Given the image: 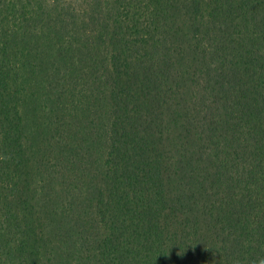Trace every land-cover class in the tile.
Returning <instances> with one entry per match:
<instances>
[{"label":"trees","instance_id":"16d2710c","mask_svg":"<svg viewBox=\"0 0 264 264\" xmlns=\"http://www.w3.org/2000/svg\"><path fill=\"white\" fill-rule=\"evenodd\" d=\"M262 260L264 0H0V264Z\"/></svg>","mask_w":264,"mask_h":264},{"label":"rangeland","instance_id":"374dc122","mask_svg":"<svg viewBox=\"0 0 264 264\" xmlns=\"http://www.w3.org/2000/svg\"><path fill=\"white\" fill-rule=\"evenodd\" d=\"M78 3L81 4V0H78ZM44 149H46V147H44L42 150H44ZM34 158H35V161L37 163H35L33 165V172L36 174V177H38V179L40 180L44 177L43 173H42V171H43L42 169L47 168V163H44V158H43L42 152L36 154L34 156Z\"/></svg>","mask_w":264,"mask_h":264},{"label":"clouds","instance_id":"9594fccd","mask_svg":"<svg viewBox=\"0 0 264 264\" xmlns=\"http://www.w3.org/2000/svg\"><path fill=\"white\" fill-rule=\"evenodd\" d=\"M260 264H264V260L260 261Z\"/></svg>","mask_w":264,"mask_h":264}]
</instances>
